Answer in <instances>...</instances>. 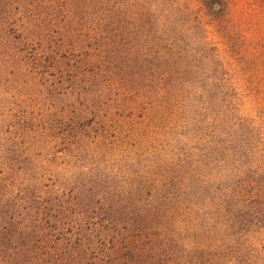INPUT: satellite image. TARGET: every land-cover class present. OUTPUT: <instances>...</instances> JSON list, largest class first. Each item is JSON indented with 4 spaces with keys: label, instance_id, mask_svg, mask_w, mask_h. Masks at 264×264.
Segmentation results:
<instances>
[{
    "label": "rangeland",
    "instance_id": "1",
    "mask_svg": "<svg viewBox=\"0 0 264 264\" xmlns=\"http://www.w3.org/2000/svg\"><path fill=\"white\" fill-rule=\"evenodd\" d=\"M218 2L219 11L212 0H0V176L77 204L69 264H89L73 243L98 235L89 210L111 189L150 181L145 172L190 156L199 184L214 182L224 223L249 172L263 175L264 0ZM154 63L162 74L150 90ZM155 90L196 94L175 121H148L138 94Z\"/></svg>",
    "mask_w": 264,
    "mask_h": 264
},
{
    "label": "trees",
    "instance_id": "2",
    "mask_svg": "<svg viewBox=\"0 0 264 264\" xmlns=\"http://www.w3.org/2000/svg\"><path fill=\"white\" fill-rule=\"evenodd\" d=\"M212 1L211 7L219 11L220 2ZM10 22L7 17L6 23ZM163 53L173 60L172 51ZM108 64L97 65L101 74ZM152 67L143 85L150 90L162 74L160 63ZM138 69L135 74L146 77V64ZM91 78L96 82V76ZM156 90L138 94L137 105L147 106L148 121L162 117L175 121L177 112L182 114L196 94L189 92L188 98L187 92ZM216 154L213 150V157ZM215 158L205 167L213 170L218 162V156ZM186 159L191 157L161 168L163 174L158 175L162 178L156 175L150 179L145 172L143 178L150 183L140 182L121 192L111 189L99 200L107 204L89 210L98 215L92 224L98 235L85 238L86 244L84 240L73 242L80 257L85 256L83 260L89 264H264V173L249 172V184L237 196L241 205L229 212L231 218L224 223L216 196L210 197L215 195L211 193L214 182L199 184L198 163L193 160L191 168ZM30 188L18 176H0V264H69L67 260L75 252L69 250L73 246L66 238L72 217L79 221L75 228L82 229L80 215L71 211L77 204L65 205L61 198L49 203L29 192ZM104 209L111 216L104 215ZM248 233L249 246H244Z\"/></svg>",
    "mask_w": 264,
    "mask_h": 264
}]
</instances>
